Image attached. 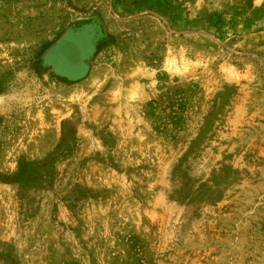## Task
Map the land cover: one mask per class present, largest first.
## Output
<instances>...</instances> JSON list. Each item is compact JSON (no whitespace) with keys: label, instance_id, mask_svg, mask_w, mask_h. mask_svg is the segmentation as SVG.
<instances>
[{"label":"rangeland","instance_id":"374dc122","mask_svg":"<svg viewBox=\"0 0 264 264\" xmlns=\"http://www.w3.org/2000/svg\"><path fill=\"white\" fill-rule=\"evenodd\" d=\"M0 264H264V0H0Z\"/></svg>","mask_w":264,"mask_h":264},{"label":"trees","instance_id":"16d2710c","mask_svg":"<svg viewBox=\"0 0 264 264\" xmlns=\"http://www.w3.org/2000/svg\"><path fill=\"white\" fill-rule=\"evenodd\" d=\"M80 32H72V33H70V35H74L75 37L79 34ZM68 36H69V34H67ZM67 35H65L61 40H59V42L60 41H63L65 38H66V36ZM85 39H87L88 41H89V37H85ZM58 43H56V45H57ZM87 45V43L86 44H84L83 46L85 47ZM56 47V46H55Z\"/></svg>","mask_w":264,"mask_h":264}]
</instances>
